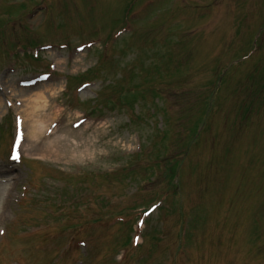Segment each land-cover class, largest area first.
I'll list each match as a JSON object with an SVG mask.
<instances>
[{
    "label": "rangeland",
    "instance_id": "1",
    "mask_svg": "<svg viewBox=\"0 0 264 264\" xmlns=\"http://www.w3.org/2000/svg\"><path fill=\"white\" fill-rule=\"evenodd\" d=\"M263 24L264 0H0V83L12 88L14 80L40 72L38 68L53 57L61 58L57 75L71 77L67 84L60 78L46 89L41 87L48 102L41 115L49 114L51 107L61 109L63 130L38 148L45 141L42 130L13 171L0 166L11 171L7 181L13 177L0 185V228L7 229L0 255L7 247L12 250L4 251L3 263L54 264L49 253L52 247L64 250L57 264H84V260L85 264H264V43L259 49L257 37ZM120 27L125 31L113 40ZM91 40L99 43L76 56L69 53L77 44ZM42 43L52 49L40 51L38 59L7 55L13 46ZM60 44L67 49L56 52L53 45ZM105 47V57L104 52H96ZM112 47L116 48L113 52ZM121 49L129 50L120 56ZM257 63L262 66V84L258 74V99L254 100L257 77L247 76L258 72ZM100 64L102 69L97 68ZM13 65L20 70L9 72L7 68ZM222 71L218 96L217 92L213 96L211 90ZM134 72L140 82L154 78L140 83L137 92L152 89L146 98L158 103L157 112L166 110L173 137L160 136L161 117L141 124L138 133L148 151L136 152L137 134L129 129L127 117L135 111L145 117L146 111L142 103H136L133 112L128 99L123 106L127 117L119 114L117 121H90L70 129L69 123L79 115L62 103L65 93L69 92L67 102L82 108L80 98L73 94L75 87L83 79L108 77L113 80L110 88L92 87V102L97 103L101 95L103 103L114 94L124 97L134 87ZM3 92L9 95L6 89ZM15 95L21 96L22 91L15 89ZM90 95L80 93L91 99ZM240 106L252 111L244 127L234 109ZM205 107L211 109L210 137L217 139L215 145H206L211 144L207 133L190 132L185 147L201 144L195 150L198 159L213 158L202 161L197 172L195 157L186 156L183 163L189 166L182 167L180 190L175 191L167 173L182 153L181 142L175 141L182 132L181 115L190 116L186 126L191 121L195 125L197 118L204 117ZM11 114L0 103V156L8 152L13 121L9 126L7 116ZM120 123L123 131L117 127ZM45 150H50V157H36L35 153ZM21 186L27 188L24 197L19 194ZM164 190L163 211L150 217L140 244L131 247V227H119L113 221L115 212L146 205ZM90 194L93 198L86 204ZM195 203L202 207L194 209ZM186 226L191 227L190 236L183 233ZM80 239L86 241L85 249L66 250L67 244ZM21 246L41 252L43 259L31 257V261Z\"/></svg>",
    "mask_w": 264,
    "mask_h": 264
},
{
    "label": "bare ground",
    "instance_id": "2",
    "mask_svg": "<svg viewBox=\"0 0 264 264\" xmlns=\"http://www.w3.org/2000/svg\"><path fill=\"white\" fill-rule=\"evenodd\" d=\"M27 104L30 105V110L27 113H24L25 119H30L29 130L27 129V134L30 138H36V136L47 127L50 121L56 119L57 117L53 116V113L41 115L40 110L46 104L45 93L42 90H38L31 94L27 99ZM53 119H50V118ZM50 119V120H49ZM49 120V121H48ZM44 128V129H43ZM42 131V132H43ZM36 157H50V150L40 151L35 154Z\"/></svg>",
    "mask_w": 264,
    "mask_h": 264
}]
</instances>
